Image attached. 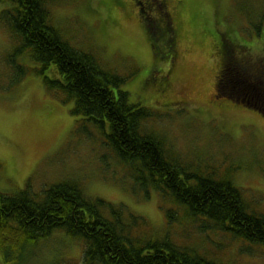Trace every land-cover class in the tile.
Here are the masks:
<instances>
[{
    "label": "rangeland",
    "instance_id": "1",
    "mask_svg": "<svg viewBox=\"0 0 264 264\" xmlns=\"http://www.w3.org/2000/svg\"><path fill=\"white\" fill-rule=\"evenodd\" d=\"M109 1L62 0L50 7L52 24L70 45L93 52L106 68L129 76L119 90L128 93L130 103H139L153 114L145 127L165 137L179 158L193 164L199 161L216 175L234 170V183L264 212V117L239 106L234 98L219 106L213 99L228 53L263 65L257 70L264 72V35L247 40L237 24L226 22L230 0H168L164 11L159 4L161 12L144 8L141 17V7L129 0H119L117 7ZM168 20L176 44L166 64L153 54L152 33ZM11 47L7 30L0 25V60ZM25 65L29 72L14 89L0 88L1 193L16 192L29 178L35 189L46 182L73 178L88 196L123 205L146 218L160 235L168 232L199 254L224 264H264V248L255 247L249 261L239 255L240 243L228 236L202 233L185 223L167 229L158 194L151 191L148 199L142 193L133 194L128 173L113 163L99 138L83 140L71 133L77 120L71 114L73 102L47 91L34 70L36 65L30 60ZM156 70L170 75V87L163 97L154 80L158 75L149 79ZM260 82L263 89L256 96L264 102ZM261 102L254 105L264 109ZM101 153L107 154V164ZM58 230H49L28 264H81L84 244Z\"/></svg>",
    "mask_w": 264,
    "mask_h": 264
},
{
    "label": "trees",
    "instance_id": "2",
    "mask_svg": "<svg viewBox=\"0 0 264 264\" xmlns=\"http://www.w3.org/2000/svg\"><path fill=\"white\" fill-rule=\"evenodd\" d=\"M61 2L0 0V25L12 41L0 60V88L14 89L29 72L25 61L30 60L47 91L73 102L71 114L77 120L71 133L83 140L99 138L113 163L128 173L133 194L142 193L145 199L151 191L158 194L167 229L185 223L202 233L228 236L240 243L239 255L250 261L255 247L264 248V212L234 183V170L216 175L199 161L185 162L165 137L149 131L145 123L153 114L130 103L128 93L119 90L129 76L106 68L93 52L73 47L53 26L50 7ZM227 16L226 22L237 24L245 39L263 37L264 0H230ZM168 53V43L156 38L157 61L168 64ZM241 56H225L213 96L217 106L231 102L228 91L253 95L263 89L261 80L264 87V72L257 70L263 65ZM101 154L107 164V154ZM55 229L84 244L81 264H224L168 232L160 235L146 218L123 205L88 196L73 178L46 182L38 189L29 178L16 192H0V264H28Z\"/></svg>",
    "mask_w": 264,
    "mask_h": 264
},
{
    "label": "flooded vegetation",
    "instance_id": "3",
    "mask_svg": "<svg viewBox=\"0 0 264 264\" xmlns=\"http://www.w3.org/2000/svg\"><path fill=\"white\" fill-rule=\"evenodd\" d=\"M169 1L168 0H129V3H131L133 6L141 7V9H138V14L141 17L140 14H145L143 9L146 8L148 11L154 12L157 11L159 8V4L161 7H163V11L165 10V6L167 5ZM119 0H110L109 5L113 7H117L119 5ZM120 7V6H118ZM157 9V10H156ZM161 12V9L158 10ZM162 11V12H163ZM164 14V13H163ZM138 17V16H137ZM147 18V17H145ZM158 23V22H157ZM156 23V24H157ZM154 24V26L156 25ZM171 21L168 20V22L163 23V24H158L156 27H154V33L153 34V40L161 39L164 40L165 42L168 43L169 46V51H173V47L175 46V31L171 27ZM150 26V25H149ZM145 33L148 34V30L145 27ZM170 59H172L171 56H169ZM158 75L155 79L153 78L154 76ZM151 78H153L157 83L159 84L160 88H158L159 94L162 95V97L165 95L167 90L170 87V75L166 74L163 75L161 71L159 72L158 70L154 71L153 74H151ZM254 101H259L261 102L258 98H255ZM264 103V102H261Z\"/></svg>",
    "mask_w": 264,
    "mask_h": 264
},
{
    "label": "water",
    "instance_id": "4",
    "mask_svg": "<svg viewBox=\"0 0 264 264\" xmlns=\"http://www.w3.org/2000/svg\"><path fill=\"white\" fill-rule=\"evenodd\" d=\"M248 97H249V96H248ZM241 102H243V103L247 102L246 104L251 105V104H249V103L253 102V98H250V97L247 98V96H246ZM252 107L255 108L254 103L252 104ZM255 109H256V108H255ZM258 112L263 113V111H260V110H259Z\"/></svg>",
    "mask_w": 264,
    "mask_h": 264
}]
</instances>
